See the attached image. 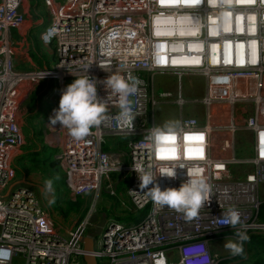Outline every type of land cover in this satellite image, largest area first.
<instances>
[{
	"label": "built area",
	"instance_id": "2783aa9c",
	"mask_svg": "<svg viewBox=\"0 0 264 264\" xmlns=\"http://www.w3.org/2000/svg\"><path fill=\"white\" fill-rule=\"evenodd\" d=\"M24 2L0 0V264H86V256L97 264H219L210 248L213 238L237 230L264 233V0H44L50 23L40 41L55 47L56 64L43 69L27 65L14 37L13 30L26 22ZM113 73L142 81L130 97L133 120L118 119L120 109L112 101L108 119L82 140L55 124L62 132L56 160L65 167L74 199L101 191L116 196L118 183L111 177L117 175L128 182L131 210L150 212L132 226L87 219L66 235L32 190L11 188V159L23 135L21 99L30 86L51 81L47 99L54 113L63 89L87 74L107 101L103 82ZM158 75L177 78L178 94H157L151 81ZM195 77L204 79L205 93L187 97L183 82ZM165 104L181 112L189 105L203 107L207 116L203 123L196 114L182 117L168 128L181 157L176 161H158L146 139L161 127L154 112ZM214 106L231 109L222 127L211 123ZM240 133L251 136L245 157L235 151ZM189 147L202 150V157L189 159ZM165 163L203 168L211 192L196 217L156 205L149 195L155 185L179 188L188 179L186 169L178 168L175 178L158 176L144 188L132 168L141 165L158 175ZM230 208L240 215L235 227L223 223ZM85 238L94 241L93 251L85 249Z\"/></svg>",
	"mask_w": 264,
	"mask_h": 264
},
{
	"label": "clouds",
	"instance_id": "9594fccd",
	"mask_svg": "<svg viewBox=\"0 0 264 264\" xmlns=\"http://www.w3.org/2000/svg\"><path fill=\"white\" fill-rule=\"evenodd\" d=\"M103 83L106 91L109 92L107 101L99 98L96 80L87 74L75 78L63 89L58 109L54 110V116L50 118V122L59 123L61 127L67 129L72 138L82 140L91 134L94 127L108 119V106L112 101L120 109L118 119L124 122L132 121L134 117L130 97L138 92L142 81L139 78L129 80L118 73H113ZM146 139L148 147L155 153L158 161H176L181 158L176 146V137L167 127L153 128ZM187 139L191 141L193 138L187 137ZM185 155L192 159L202 157L203 153L200 149L189 147ZM132 168L138 174L140 186L144 188L154 185L158 176L175 178L178 168L186 169L188 179L181 183L179 188L161 190L158 185H155L149 189V195L156 205L183 212L189 218L196 217L209 198L211 187L203 174V168L197 165L186 167L185 165L161 164L157 169L158 175H154L151 170H146L141 165L134 164ZM45 191L48 193L53 191L51 180L46 182ZM223 216L224 224L230 223L235 227L240 222L239 212L235 209H228ZM249 239L246 231L237 230L236 239L229 240L224 247L234 256L242 255L244 244Z\"/></svg>",
	"mask_w": 264,
	"mask_h": 264
},
{
	"label": "crops",
	"instance_id": "0c3cea01",
	"mask_svg": "<svg viewBox=\"0 0 264 264\" xmlns=\"http://www.w3.org/2000/svg\"><path fill=\"white\" fill-rule=\"evenodd\" d=\"M43 1L44 0H25L24 14L26 17V22L21 27V29H16V31H14L16 43L21 49L25 51L24 61L32 69H43L50 67V64H48V59H50V63L51 61L53 63L54 58L52 59L50 57L55 56L54 50L51 48H44V56H42V53L40 55L36 44V41H38V39L40 40L41 33L50 23V17ZM40 3L42 5L41 9L39 8ZM43 11L44 13L39 15ZM39 56H42L44 59V65L42 67H39V62H41ZM50 86L53 87L54 84L52 83ZM53 90L54 89H50L47 91V93L52 92ZM31 92L30 101L26 105H23L22 103L25 101L24 99L21 103L20 127L23 135L21 143L19 147L15 149L11 159V167L13 172L11 188H28L35 193L36 197H39L41 203V200L46 202L55 197L58 188L61 185L65 191L62 198L65 196V194L69 196V192L65 186V167L60 162L57 163L55 160V156L57 154L56 149L58 148L57 146L60 142L62 132L60 135H58L56 130H54L56 129L55 124L50 122V118L54 116L53 104L49 102L48 99L37 101L32 100L31 98L34 94ZM117 143L118 142H116V144ZM53 149L55 150L54 157L52 155ZM39 154L42 156L43 160L38 159L40 160L38 163L36 158ZM16 162L23 170L21 175H18V172L14 170V165ZM111 178L112 180L116 181L119 186V195L117 199L121 201L122 206L128 208V203H130L127 195L128 182H120L117 175H112ZM48 180L52 181L53 191L51 193L45 191V184ZM261 189L264 191V185L261 187ZM88 196H92V198L89 200L90 204L92 201H95L94 194H90ZM101 196L102 195L99 196L98 200L100 199V201H103ZM93 216L95 217L96 223H99L103 219V217L98 213H94ZM104 218L109 219L107 216H104ZM75 225L78 226V224L75 222L70 224L61 223L57 226L67 235L69 232H72L75 229ZM235 239L236 237L232 235L231 232H225L218 235L211 241V250L213 254L225 256L219 260V264H246L243 263V261L235 262L238 260L232 259L234 255H232L230 251L224 247V244L229 240Z\"/></svg>",
	"mask_w": 264,
	"mask_h": 264
},
{
	"label": "rangeland",
	"instance_id": "374dc122",
	"mask_svg": "<svg viewBox=\"0 0 264 264\" xmlns=\"http://www.w3.org/2000/svg\"><path fill=\"white\" fill-rule=\"evenodd\" d=\"M41 6L42 5L40 3V7H39L40 9H41ZM43 13L44 11L41 12L39 15H42ZM14 31H16V29L13 30V33ZM36 44L39 49V54L41 55L42 53V56H44L43 51L46 48L44 49V47L40 44L39 39L38 41H36ZM52 49L55 51V47H53ZM42 56H39V59L41 60V62H39V67H42L44 65V59L42 58ZM50 58L52 59L54 58L53 63L52 61L50 63V59H48V62H49L48 64H50V68H52L56 64V58L55 56L50 57ZM148 78L150 80V76H148ZM52 83L53 82L46 80V81L36 83L30 86L29 88H27L28 90L26 92L27 96L26 94L23 95L21 99V103L24 99L25 101L22 103L23 105H26L30 101L31 91H32L31 93L34 94L31 98L32 100L37 101V100L47 99L49 96V93H47V91L50 89L52 90L54 88V86L53 87L50 86V84ZM183 84H184V94L187 97H193V96L201 97L205 93V81L203 78L195 77L192 79H185ZM151 86L157 92V94L163 93L165 91H171L175 95H177L179 91V87H180V81L177 78H174L171 76L158 75L154 78V81H151ZM20 111H21V108H20ZM236 112L238 114L242 113L240 108H238ZM195 114L198 116L199 120L202 123L207 121L205 109L203 107L195 108L192 105L187 106L183 112H181V110L175 105H170V104L160 105L154 112V118L158 126L167 127V128H175L179 124V121L182 117H188V116L195 115ZM230 114H231L230 108L214 106L211 109V123L214 126L222 127L225 124V119L228 116H230ZM250 137L251 136L248 133L247 134L240 133L237 135L236 141H235V151L238 157H245L248 155L246 150L249 147L248 142H249ZM111 141L112 140L110 139L108 143L104 146V149L106 151H110V148L112 147V144H113ZM54 153H55V150L53 149L52 150L53 157H54ZM56 153H58V148L56 149ZM56 156H55V160H56ZM38 159H42V156L40 154L36 158L37 162L39 163L40 160ZM17 162L14 165V170L18 172V175H21L23 173V170L21 169V166ZM56 162L58 163L57 160ZM235 170L238 174L242 173V169L240 168H236ZM248 170L249 168L247 169V171ZM60 187L58 188V191L55 197L51 198L49 201L43 202L41 200V203H40V199L38 197L40 206L44 208L50 214L52 220L55 222L56 225H59L61 223L70 224L72 222H75L76 224L79 225L85 220L90 219L94 224H103L107 220H109L110 222L114 221L116 223L123 224L125 226H132V225H137L140 222H142L148 216L150 212L149 208L146 210L138 211V212L134 210H130L131 209L130 203H128V208L122 206L121 201L117 199L119 195V189H118L119 186L117 188L116 196H112L109 192H105V191H101L98 194L94 193L95 201L96 200L98 201V202L96 201V204L94 203L95 201H92L90 204L89 200L92 198V196H88V195L79 196L74 199L72 195L70 194L69 190L67 189V187L66 189L69 192V196L65 194V196L62 198L65 191L63 190L62 185ZM261 190L262 191L260 192V200L262 202V206H261L260 216H261V219L264 221V191L263 189ZM100 195H102L101 199H103V201H100V199L98 200ZM94 213H98L99 215H101L103 217L102 221H100L99 223H96L95 217L93 216ZM104 216L109 217V219L104 218ZM76 226L77 225H75V227ZM234 236L236 237V235ZM251 239L252 238H250L249 241H251ZM249 241L245 242L244 244L245 247H246V244L249 243ZM210 248H211V245H210ZM222 257L224 258L225 256L224 255L218 256V259L220 260L222 259ZM171 259L173 262H177L178 261L177 253H172ZM232 259L238 260L235 262L243 261V263L248 264L247 259H244L243 257H241V255L233 256ZM99 264H101V261H99Z\"/></svg>",
	"mask_w": 264,
	"mask_h": 264
},
{
	"label": "trees",
	"instance_id": "16d2710c",
	"mask_svg": "<svg viewBox=\"0 0 264 264\" xmlns=\"http://www.w3.org/2000/svg\"><path fill=\"white\" fill-rule=\"evenodd\" d=\"M123 141L120 145H123ZM261 213V212H260ZM250 236L251 241L244 245V253L241 255L244 259H247L249 264H264V233H253ZM248 257V258H247ZM240 258V257H239Z\"/></svg>",
	"mask_w": 264,
	"mask_h": 264
},
{
	"label": "water",
	"instance_id": "95a60500",
	"mask_svg": "<svg viewBox=\"0 0 264 264\" xmlns=\"http://www.w3.org/2000/svg\"><path fill=\"white\" fill-rule=\"evenodd\" d=\"M84 242H85V249L87 251L91 252L94 250V241L92 239L85 238ZM85 261H86V264H97V260L93 256H86Z\"/></svg>",
	"mask_w": 264,
	"mask_h": 264
}]
</instances>
